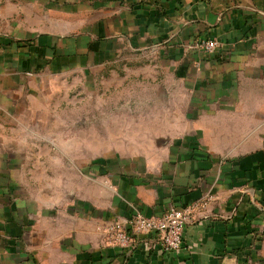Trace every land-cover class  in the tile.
<instances>
[{"label": "crops", "instance_id": "0c3cea01", "mask_svg": "<svg viewBox=\"0 0 264 264\" xmlns=\"http://www.w3.org/2000/svg\"><path fill=\"white\" fill-rule=\"evenodd\" d=\"M133 101L109 137L163 147L106 156ZM204 200L179 251L106 239ZM0 264H264V0H0Z\"/></svg>", "mask_w": 264, "mask_h": 264}, {"label": "built area", "instance_id": "2783aa9c", "mask_svg": "<svg viewBox=\"0 0 264 264\" xmlns=\"http://www.w3.org/2000/svg\"><path fill=\"white\" fill-rule=\"evenodd\" d=\"M218 45L216 40H203L198 44L205 52L215 51ZM205 206L207 202L204 200L186 208L172 207L161 217L137 213L135 216L115 219L107 227L106 239L122 249H133L139 240H146L161 245L164 251H179L184 245L187 224L195 212Z\"/></svg>", "mask_w": 264, "mask_h": 264}, {"label": "rangeland", "instance_id": "374dc122", "mask_svg": "<svg viewBox=\"0 0 264 264\" xmlns=\"http://www.w3.org/2000/svg\"><path fill=\"white\" fill-rule=\"evenodd\" d=\"M74 94V93H73ZM62 98V96H67V93L65 92L64 94L61 93L59 94ZM78 96V97H77ZM72 99L73 98H77L78 100V103L79 106L81 107L82 104H81V101H82V94H78V93H75L74 96L71 97ZM127 102H129V100H126ZM125 101V102H126ZM66 102V101H65ZM144 103L143 101H138L137 103ZM130 103V102H129ZM136 102H132V106L134 105V107H132V109H126V110H117L115 108H113L111 105L112 104H106V107L104 106L103 108L99 109V106L97 102H94L92 103V106H94V113L91 112V115L92 116H96L98 118V115L99 113L100 114H106L107 115V125H106V136H107V141L105 143L106 145V150H107V153H106V156H109L110 154L113 155V154H116L117 153V150L120 149L124 152H139L141 150H145V149H149L150 147H153V148H156V149H160L163 147V141H159V140H155L153 142H150V141H147V140H134V141H131V140H123V141H116L113 139V137H109V136H112V134H114L115 132V127H116V124H115V121L114 119L115 116L114 115H117L119 118L123 117L124 118V121L125 120H128L130 121L131 119H134V120H138V125L137 124H127V125H123V130H128L127 133H131V132H137L136 136H141V134L144 133V129H146V125L145 124H141L139 121L141 119L146 118V110L145 109H137V106L135 104ZM124 104V101H122V103L119 105L121 107V105ZM64 109L62 110H67L68 112V109H66V106L64 105L63 106ZM76 109V108H75ZM80 109H78V111L75 112V116L80 120V123H76L75 127L76 128H80L82 127V120H83V117L84 115L81 113ZM66 112V111H65ZM67 112H66V115H67ZM61 113V111H60ZM65 115V116H66ZM86 115V114H85ZM133 117V118H132ZM92 129L94 128V130H96V133H98L99 129H102L104 126L103 125H98L97 123L92 125L91 126ZM93 144H92V149H93ZM93 151V150H92ZM97 159H100V157H95V156H92L90 157V160L93 161V160H97ZM77 160V159H76ZM80 160H82V158H80ZM86 160V158H85Z\"/></svg>", "mask_w": 264, "mask_h": 264}]
</instances>
